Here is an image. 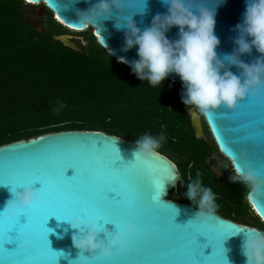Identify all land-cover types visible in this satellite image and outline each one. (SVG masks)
Returning <instances> with one entry per match:
<instances>
[{
	"label": "water",
	"instance_id": "obj_1",
	"mask_svg": "<svg viewBox=\"0 0 264 264\" xmlns=\"http://www.w3.org/2000/svg\"><path fill=\"white\" fill-rule=\"evenodd\" d=\"M26 4L35 5L42 4L53 15V18L60 23L63 27L72 31H83L87 28L92 29L93 35L96 37L99 45L106 51V53L118 61L119 57H124L126 61L137 59L136 48L128 50L127 52L121 51L123 46L124 33L122 30H117L116 24L120 23V18L131 17L137 27L143 28L149 26L153 16L158 13H165L167 7L161 3V0H146L144 7L138 6V0H124L125 7L121 12H115L113 17L109 20H103L99 26H88L81 28L76 23V13L78 10H85L94 3V0H23ZM143 4V0H139ZM209 7L215 6V0H205ZM145 11L141 13V11ZM245 9V0H220L216 6L215 16V34L220 40V44L216 49L218 54L231 53L234 44L233 38L237 35L234 26L242 21V14ZM43 13V8L41 9ZM29 23V22H28ZM39 32L45 33L42 22L38 25H32ZM177 28H171L167 33L169 39H176ZM54 40L60 42L63 46L68 47L74 51L82 52V49L77 46L73 41V37L69 34L53 35ZM109 52L112 54L110 55ZM260 54L253 49L250 54H245L240 59L246 63L253 62ZM121 63V62H119ZM126 66L128 64L121 63ZM129 67V66H128ZM235 74L239 75L240 70L233 66L231 68ZM166 79L171 82H176L183 89L182 82L179 76L170 74ZM256 99L264 98V88L258 91ZM245 104L251 99L249 96L238 100L243 101ZM259 108V105H258ZM183 109L186 115L190 118L191 125L197 138L202 136L201 116L206 122L210 134L218 148L219 157L222 164L228 169L251 168L254 169L258 178L264 180V167H261V156L264 155V149L257 143H225V141H232L239 139L244 135V127L246 121L244 120L245 107L242 103H236L233 108H227L223 105L218 106L216 109L211 110L208 114L201 113L198 109L189 107L183 104ZM198 110V111H197ZM221 115L223 118H221ZM215 117V119H214ZM76 138L84 139L88 142L89 152L104 161L105 167H108L114 173L119 174L122 169L133 164L136 167H141L146 164H151L150 168H146L145 172L141 171L134 177L135 184L138 188L139 200L138 211L140 218L147 224L155 226L163 238L169 239L173 242L189 241L194 245V251L200 253L205 260L211 261L217 256V245L215 241V232L222 231L228 228H237L241 231L235 235L229 236L224 241V248L229 251L225 254L229 264H245V258L241 254L242 243L245 238L246 229H255L246 225L235 223L229 219L221 218L217 214L205 220H193L197 210L192 206L182 203H176L168 200L170 192L174 189L178 178L177 166L166 156L157 152L151 157L150 160L144 162L135 159L133 153L136 150V143L125 140L121 137L109 135L102 131L92 130H68L53 133H46L39 135L28 140H19L0 146V183L6 182L5 173L10 166V161L5 157L13 156L18 153L31 152L33 148H39V141L45 143L68 142ZM112 146L115 147L120 154L122 164L119 168L111 169L110 153ZM117 161V166L121 163ZM71 165L79 172L83 173L88 169L92 170V176H96L97 169L94 164L81 166L79 161L73 159H58L56 163L57 169ZM67 176L73 175V170L68 169ZM234 175V173H233ZM171 176V179L167 177ZM158 180L163 177L161 194L159 192L149 195L148 182L149 178ZM175 178V182H173ZM77 177H72L75 180ZM229 182L235 181L228 178ZM11 185H0V219L3 218V209L6 202L12 199L10 188ZM37 183L33 188H39ZM111 188V185H106L100 189L101 192ZM19 190V189H17ZM111 195V194H110ZM172 196H176L173 192ZM247 199L252 206L255 214L264 223V188L259 194H252L250 189L247 193ZM54 209L45 208L38 209L35 214L29 215V224L34 229V235L40 253L36 260H47L53 264H70V261H75L76 264H84L80 256L92 257L99 255L98 252L92 253L88 251H81L72 246L71 236L76 231L72 229L68 221L57 220L56 217H49ZM48 218V221L46 218ZM71 217H69V221ZM20 222H25V217L20 218ZM194 222V223H193ZM131 223L134 227L133 233L137 229V222L135 219L128 218L121 221L120 227L124 224ZM99 229L98 237L101 239H108L109 233L115 232V225L104 224L102 227L95 226ZM191 229V232H189ZM198 236L196 240V234ZM15 236V233H10ZM128 234H126L127 236ZM5 236L3 231H0V264L5 259L3 242ZM50 242V243H49ZM6 248L12 250L16 247L15 242L5 245ZM208 255V256H207Z\"/></svg>",
	"mask_w": 264,
	"mask_h": 264
},
{
	"label": "trees",
	"instance_id": "obj_2",
	"mask_svg": "<svg viewBox=\"0 0 264 264\" xmlns=\"http://www.w3.org/2000/svg\"><path fill=\"white\" fill-rule=\"evenodd\" d=\"M24 5L0 0V146L46 133L92 130L134 143L146 133L163 135L161 146L185 155L174 139L192 135V128L178 83L165 79L160 88L138 80L106 53L91 28L82 32L85 44L73 40L82 52L63 46L53 35L67 29L52 13L45 8L42 33L25 20ZM241 225L264 230L256 214Z\"/></svg>",
	"mask_w": 264,
	"mask_h": 264
},
{
	"label": "clouds",
	"instance_id": "obj_3",
	"mask_svg": "<svg viewBox=\"0 0 264 264\" xmlns=\"http://www.w3.org/2000/svg\"><path fill=\"white\" fill-rule=\"evenodd\" d=\"M219 2L215 0V6L209 7L205 0H161L167 11L153 16L150 25L143 28L137 27L131 17L122 16L121 22L116 24L117 30L124 33L121 51L135 47L138 58L126 61L119 57L118 62L128 64L138 80H146L151 86L161 88L162 81L170 74L179 76L183 85L182 103L203 114L221 105L233 108L238 100L257 96L264 88V0H245L242 21L232 29L237 33L233 38L234 48L226 54L216 51L220 44L215 34ZM143 4L146 5V0ZM124 7V0H94L87 9L77 11L76 23L81 28L99 26L101 21L111 19ZM173 27L178 30V38L169 39L166 33ZM253 49L260 54L253 62L240 59ZM233 66L240 70L239 75L231 71ZM163 139V135L157 138L147 133L138 138L133 161L150 160ZM233 173L234 178L246 184L254 195L264 188V180L258 178L254 169L239 168ZM87 174L92 175V170L88 169ZM172 181L175 182V178ZM10 192L12 199L4 207L10 214L17 208L31 206L39 196V191L28 185L18 186ZM186 195L189 200L198 198V210L193 220H205L215 214V194L211 188L202 187L199 180L187 184ZM68 223L76 230L71 236L74 248L98 252L106 257L111 256L117 246L123 247L126 234L134 231L133 225L126 223L109 233L105 240L98 237L99 229L94 225L75 218ZM225 249L227 253L229 250ZM241 254L245 264H264V230L246 229Z\"/></svg>",
	"mask_w": 264,
	"mask_h": 264
},
{
	"label": "snow or ice",
	"instance_id": "obj_4",
	"mask_svg": "<svg viewBox=\"0 0 264 264\" xmlns=\"http://www.w3.org/2000/svg\"><path fill=\"white\" fill-rule=\"evenodd\" d=\"M138 6L144 7L138 0ZM251 98L246 104L245 99L237 103L244 104V135L239 139L225 141V143H257L264 149V98ZM259 105V108H258ZM221 118L223 116L221 115ZM215 119V117H214ZM40 147L33 148L31 152L18 153L5 157L10 166L5 173L6 182L0 185H11L10 190L18 186L33 187L39 184L37 200L29 207L17 208L10 214L3 209V218L0 219V231H3L5 240L3 248L5 259L2 264H53L47 260H36L40 253L34 235V229L29 224V215L35 214L38 209H54L52 214L56 219L69 221L79 219L81 222L102 227L104 224L115 225V231L120 229L122 220L132 218L137 222V229L125 236L123 247L117 246L111 256L101 254L92 257L80 256L84 264H228L225 255L224 241L232 235L239 233L237 228H228L215 232L217 256L211 261L205 260L199 252L194 251V245L185 240L173 242L163 238L155 226L145 223L138 211L139 193L134 177L138 172H145L151 164L136 167L133 164L122 169L119 174L105 167L104 161L89 152L88 142L76 138L68 142L45 143L39 141ZM112 161L111 169L119 168L123 161L119 151L112 146L109 157ZM58 159H73L79 161L81 166L94 164L96 176L88 175L87 171L79 172L71 165L57 169ZM261 167H264V155L261 156ZM117 161H121L117 166ZM238 168H241L238 166ZM68 169L73 175L67 176ZM77 177L71 180L72 177ZM171 179V176L167 177ZM164 178L148 182L149 195L159 192L161 194ZM111 185L103 192L100 189ZM111 194V195H110ZM25 217L21 223L20 218ZM46 220L48 221V218ZM70 220V221H71ZM194 223V222H193ZM191 232V229H189ZM15 233V236L10 235ZM201 236L198 233L197 237ZM15 242L16 247L9 250L6 244ZM50 243V242H49ZM208 256V255H207ZM70 264H76L70 261Z\"/></svg>",
	"mask_w": 264,
	"mask_h": 264
},
{
	"label": "flooded vegetation",
	"instance_id": "obj_5",
	"mask_svg": "<svg viewBox=\"0 0 264 264\" xmlns=\"http://www.w3.org/2000/svg\"><path fill=\"white\" fill-rule=\"evenodd\" d=\"M187 122L192 128V135H184L174 139L177 143L175 147L180 148L185 153L186 160L181 165H177L172 161L178 168L179 178L174 189L170 192L168 200L187 204L198 210L196 207V205L198 206V198L197 200H190L192 204L183 200H189L186 195L187 184L199 180L202 187L211 188L215 194V204L217 206L215 214L238 224H241L242 221L246 222L248 219L252 221L254 219V217L252 218V212H255L249 201L247 203L244 197L246 184L235 179L233 170L222 164L218 148L203 117L201 116L202 136L200 138L196 137L190 118ZM190 150L193 153L188 154ZM185 163H187L186 168L184 167ZM228 178L235 181L229 182ZM248 191L249 189L247 193ZM173 192H177L176 196H172ZM227 215H231L237 220ZM249 227L251 226L249 225ZM255 229L259 228L255 227Z\"/></svg>",
	"mask_w": 264,
	"mask_h": 264
},
{
	"label": "rangeland",
	"instance_id": "obj_6",
	"mask_svg": "<svg viewBox=\"0 0 264 264\" xmlns=\"http://www.w3.org/2000/svg\"><path fill=\"white\" fill-rule=\"evenodd\" d=\"M42 8H43V13H41ZM22 11H23L25 20L27 22L31 23L32 25H38L40 22H42V24L44 23L45 8L42 4L30 5V4L25 3V5L22 7ZM83 31H72V30L67 29V32L65 34H69L70 36L73 37V40L79 41L81 44H85V42H86L85 37L82 35ZM91 32H92V29H91ZM156 151L163 153V155H165L168 159H170L171 161H173L177 165H181L186 160V157L184 155L176 156L174 153L168 152L163 146H160ZM247 190H248V188L244 191V197H245L246 202L248 203V199L246 196ZM175 193L177 194V192H175ZM250 211L252 212L251 209H250ZM252 215H253L252 218L255 217V214L253 212H252ZM248 220L246 222H250V219H248ZM243 222H245V221H243Z\"/></svg>",
	"mask_w": 264,
	"mask_h": 264
},
{
	"label": "bare ground",
	"instance_id": "obj_7",
	"mask_svg": "<svg viewBox=\"0 0 264 264\" xmlns=\"http://www.w3.org/2000/svg\"><path fill=\"white\" fill-rule=\"evenodd\" d=\"M37 4H38V3H37ZM188 107H189V110H193V109H192V106H188Z\"/></svg>",
	"mask_w": 264,
	"mask_h": 264
}]
</instances>
